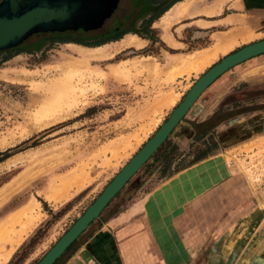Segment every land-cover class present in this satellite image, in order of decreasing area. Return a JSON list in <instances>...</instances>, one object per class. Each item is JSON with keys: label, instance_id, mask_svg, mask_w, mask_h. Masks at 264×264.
Instances as JSON below:
<instances>
[{"label": "rangeland", "instance_id": "rangeland-1", "mask_svg": "<svg viewBox=\"0 0 264 264\" xmlns=\"http://www.w3.org/2000/svg\"><path fill=\"white\" fill-rule=\"evenodd\" d=\"M121 15L117 11L112 17L121 19ZM139 19L134 16L130 26L121 30H135ZM106 26L108 22L97 33ZM153 37L144 46L140 41V47L98 58L84 53V47L50 42L40 33L21 43L24 53L5 61L0 56V223L23 207L33 208L34 221L22 236L16 227L12 244L0 243V264H35L165 121L193 82L218 62L180 73L181 59L164 73L150 58L161 47ZM144 60L148 67H130ZM257 67L250 77L258 80L255 83L264 82V63ZM66 69L82 76L81 84L75 81L78 97L85 90L78 103L69 102L66 94L46 92ZM226 160L242 187L241 197L251 199L246 208L262 218L253 222L254 251L237 254L233 264H264V136L237 146ZM149 182L136 194L138 188L133 186L138 182H134L128 199L148 190L153 180ZM124 202L111 201L77 244L121 210ZM212 234L195 238L199 250L188 254L189 264L207 261L209 254L203 250L215 238ZM114 254L110 264H122ZM140 257L135 264H162L152 256L149 260L148 254Z\"/></svg>", "mask_w": 264, "mask_h": 264}, {"label": "crops", "instance_id": "crops-1", "mask_svg": "<svg viewBox=\"0 0 264 264\" xmlns=\"http://www.w3.org/2000/svg\"><path fill=\"white\" fill-rule=\"evenodd\" d=\"M151 1L143 0L146 8L131 15L130 20L140 16L137 27L141 13L157 11L158 6ZM180 4L184 8L182 15L165 24L163 18ZM148 28L154 44L161 46L150 58L158 62L164 73L178 66L181 59L199 52L211 51L210 61H219L241 46L264 38V0H171ZM134 36L143 46L150 40ZM227 47L231 49L226 52ZM263 57L264 53L250 58L218 76L173 127L166 137L168 141L178 151L186 152L200 136L195 126L215 112L228 92L241 83L258 81L250 76L252 70L264 63ZM208 134L216 144L211 153L161 179H156L158 169L154 170L142 179L134 194L153 180L148 190L126 200L121 210L76 242L57 264H110L113 253L122 264H135L142 259L141 254H148L149 260L152 256L162 264H189L188 254L199 250L196 246L199 240L195 238L207 236L211 231L215 238L203 250L209 254L204 264H233L237 254L252 253L256 246L253 222H261V213L250 206L246 208L251 199L241 197L244 192H238L242 187L237 177L232 176L226 154L264 136V112L230 117ZM230 222L234 223L228 228Z\"/></svg>", "mask_w": 264, "mask_h": 264}, {"label": "water", "instance_id": "water-1", "mask_svg": "<svg viewBox=\"0 0 264 264\" xmlns=\"http://www.w3.org/2000/svg\"><path fill=\"white\" fill-rule=\"evenodd\" d=\"M118 0H0V52L17 47L30 36L44 33L98 30ZM264 53V38L225 55L202 73L185 92L165 121L102 188L35 264H53L64 250L96 219L106 204L139 170L186 114L198 96L233 66Z\"/></svg>", "mask_w": 264, "mask_h": 264}, {"label": "trees", "instance_id": "trees-1", "mask_svg": "<svg viewBox=\"0 0 264 264\" xmlns=\"http://www.w3.org/2000/svg\"><path fill=\"white\" fill-rule=\"evenodd\" d=\"M151 3L158 6L157 11L141 13L140 24L135 30H121L115 28L114 30L118 32L113 36L106 37H104L103 34H95V32H83L81 30H77L75 32H54L44 34L49 37L50 42L60 44H76L86 48L98 47L109 42L117 41L121 39L124 34L128 33L137 35L141 38L149 39L152 37L151 30L148 28L149 24L171 4V0H153ZM20 46L21 44L17 47L0 52L2 61H5L10 57L20 53H24ZM253 112H264V82L241 83L237 88H234L228 92L218 104L215 112L206 121L195 126L196 131L199 130L198 133L200 136H197L194 139V142L185 153L178 151L177 148L166 138L157 148V150L139 168V170L125 183L123 188L106 204L103 210H105L113 200H128L129 191L127 188H129V186L134 182L138 183H136L133 188L139 187L142 179L150 175L154 170L158 169L157 176L159 179H161L171 175L179 169L186 167L187 165L195 163L196 161L204 158L216 148V144L213 142L211 135L208 134L212 128H214L218 123L229 119L230 117ZM99 217L101 216H98V218L92 220L87 225L86 229L64 250V252L57 259L54 260L53 264H57V262H59V260L65 256L69 250H71V248H73L79 238L84 235L87 229L91 228L92 225L98 221Z\"/></svg>", "mask_w": 264, "mask_h": 264}, {"label": "bare ground", "instance_id": "bare-ground-1", "mask_svg": "<svg viewBox=\"0 0 264 264\" xmlns=\"http://www.w3.org/2000/svg\"><path fill=\"white\" fill-rule=\"evenodd\" d=\"M183 10H184L183 5L182 4L178 5L177 7H175V9L171 13H169L168 15H166L163 18V22L165 24H168L171 20L175 19L176 17L181 16ZM140 44L141 43L138 42L136 36L131 35V34H127L120 41L115 43L113 45V47L108 46V44H104V45H101L98 47H94V48H90L88 50H85L84 53H86L92 57L103 58V57L110 56L111 54H113V52L118 51L119 49L132 47V46H139ZM230 47L225 48L224 51H226V52L229 51L231 49ZM210 52L211 51H209V53L199 52V53H196L190 57L185 58L184 60L181 61V65L177 69L179 71H181L180 73L188 72L190 70L201 69L202 67H204L205 65H207L210 62V59H212L213 54ZM149 65H150L149 61L145 60V61H141V62H133L130 65V67L132 69H135L138 66H141L142 68L143 67L146 68ZM120 75H121V73H120ZM76 80H77L78 84H81L82 76L79 73H77V71H74L72 69H66L62 72L61 77L59 79H57L52 85L50 84L51 86L47 87L46 92L48 94L49 93H51V94H53V93L66 94L69 102L78 103L79 97L84 96L85 90L83 87V89L80 90L81 95L78 97L77 93L79 90L77 88V84H75ZM44 93H45V91H44ZM48 98H49V96H48ZM59 99H61V98L59 97L58 100ZM75 184H76V182H75ZM6 192L4 191L3 194H6ZM7 193H9V190ZM18 211H19L18 214L15 212L17 215L14 214L13 216L9 217L8 219H6L0 223V243L1 244L6 245L7 243H11L10 236H12L16 227H20V229L17 232L19 236H22L24 233H26L28 231V229H30L32 227V225L34 223L33 216H32L33 215V208L23 207V208H21V210H18ZM11 251L12 250L10 249V252ZM7 256H9V254ZM7 256L5 258L6 260H7ZM1 258H2V255H1Z\"/></svg>", "mask_w": 264, "mask_h": 264}, {"label": "flooded vegetation", "instance_id": "flooded-vegetation-1", "mask_svg": "<svg viewBox=\"0 0 264 264\" xmlns=\"http://www.w3.org/2000/svg\"><path fill=\"white\" fill-rule=\"evenodd\" d=\"M143 0H118L115 6V9L113 10L112 14L103 22L102 26L98 29L103 30L105 23L108 22L109 26H106L107 29L103 32H100L98 34H103L104 37L106 36H113L118 31L114 30L115 28L121 29L123 27H129L131 20L130 17L133 13H137L140 9H145L146 6L142 2ZM117 11H122L126 15H122L121 19L113 18V14ZM98 30L93 32H99Z\"/></svg>", "mask_w": 264, "mask_h": 264}]
</instances>
